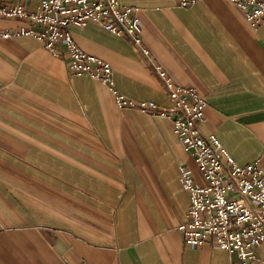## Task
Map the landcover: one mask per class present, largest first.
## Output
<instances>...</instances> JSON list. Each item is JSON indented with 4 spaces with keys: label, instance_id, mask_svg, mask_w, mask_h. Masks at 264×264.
Instances as JSON below:
<instances>
[{
    "label": "crops",
    "instance_id": "obj_1",
    "mask_svg": "<svg viewBox=\"0 0 264 264\" xmlns=\"http://www.w3.org/2000/svg\"><path fill=\"white\" fill-rule=\"evenodd\" d=\"M40 0H0L35 13ZM136 10L148 58L93 23L70 29L108 62L114 88L168 106L155 67L205 100L199 131L239 164L264 172V25L228 0H121ZM39 31L0 17V34ZM63 54L28 36L0 37V264H243L212 243L187 246L185 168L203 183L171 124L119 106L113 91L73 75ZM264 261V243L254 250Z\"/></svg>",
    "mask_w": 264,
    "mask_h": 264
},
{
    "label": "built area",
    "instance_id": "obj_2",
    "mask_svg": "<svg viewBox=\"0 0 264 264\" xmlns=\"http://www.w3.org/2000/svg\"><path fill=\"white\" fill-rule=\"evenodd\" d=\"M190 8L199 0H175ZM253 26L264 25V0H228ZM0 17L27 18L41 29L22 28L4 37L28 36L54 55L63 54L73 75H89L108 86L119 106L156 113L171 124L183 149L194 160L203 183L180 168V180L189 196L188 219L178 224L183 242L190 247L205 243L235 254L243 264H264L254 250L264 243V172L255 163L239 164L215 134L204 137L199 125L204 120L205 100L192 87L177 85L159 66L168 106L154 102L134 103L114 88L112 68L101 58L83 51L70 29L93 23L117 37H128L148 58L142 45L141 24L136 10L121 0H40L35 13L21 5L0 4Z\"/></svg>",
    "mask_w": 264,
    "mask_h": 264
},
{
    "label": "rangeland",
    "instance_id": "obj_3",
    "mask_svg": "<svg viewBox=\"0 0 264 264\" xmlns=\"http://www.w3.org/2000/svg\"><path fill=\"white\" fill-rule=\"evenodd\" d=\"M13 5H17V4H13ZM19 5V4H18ZM3 18H5V17H3ZM10 19V18H9ZM13 19V18H12ZM17 32V31H16ZM5 33H10V32H5ZM5 33H2V34H0V37H4L3 35L5 34ZM15 33V32H14ZM77 44V43H76ZM83 50V49H82ZM84 51V50H83ZM93 55V54H92ZM95 56V55H94ZM108 63V62H107ZM112 68V67H111ZM82 75H86V74H82ZM93 79V78H92ZM113 80V79H112ZM96 81V80H95ZM99 82V81H98ZM101 83V82H100ZM164 85V84H163ZM178 85V84H177ZM202 97V96H201ZM203 98V97H202ZM204 99V98H203ZM150 102H152V101H150ZM134 103H142V102H134ZM144 103H148V102H144ZM128 107V106H127ZM136 108V107H135ZM163 118V117H162ZM168 121V120H167ZM172 128V127H171ZM173 131V130H172Z\"/></svg>",
    "mask_w": 264,
    "mask_h": 264
}]
</instances>
